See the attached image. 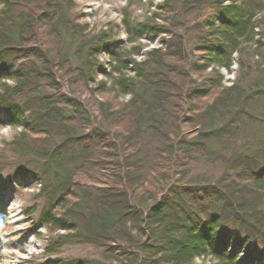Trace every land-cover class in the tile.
<instances>
[{
  "label": "trees",
  "instance_id": "16d2710c",
  "mask_svg": "<svg viewBox=\"0 0 264 264\" xmlns=\"http://www.w3.org/2000/svg\"><path fill=\"white\" fill-rule=\"evenodd\" d=\"M0 5V110L19 128L5 146L37 165L40 221L55 246L102 250L53 264H264V137L249 151L211 150L224 134L219 121L235 129L241 114L255 120L264 99V41H254L264 38V0H181L183 12L219 24L198 21L193 57L175 65L163 60H185L184 37L165 1L160 21L142 27L151 40L162 36L159 46L129 59L109 85H92L99 47L70 17L69 0ZM64 37L80 39L71 55ZM237 52L243 85L225 87L218 69L229 70ZM203 54H214L216 69L206 72Z\"/></svg>",
  "mask_w": 264,
  "mask_h": 264
},
{
  "label": "rangeland",
  "instance_id": "374dc122",
  "mask_svg": "<svg viewBox=\"0 0 264 264\" xmlns=\"http://www.w3.org/2000/svg\"><path fill=\"white\" fill-rule=\"evenodd\" d=\"M71 5L70 17L83 26V33L99 47L98 53L91 54V59L99 67L92 74V85L99 81H106L109 85L112 78L118 75V71L124 70V65L129 59L142 60L144 53L159 46L162 36L153 40L150 35H144L143 24L148 19L157 17L161 11L162 4L166 1L172 4L175 9V19L180 24L176 31L184 37L185 60H174L165 57V65L183 64L191 60L193 54L190 50L197 41L200 32L194 27L198 21H204L210 28L219 24L218 18L210 15H203L204 12L192 11L183 12L181 0H69ZM242 0H221L222 4ZM1 8V5H0ZM257 31V29L255 30ZM261 36H255L254 41ZM80 39L71 40L64 37V50L71 55L75 45ZM91 44V43H90ZM91 44V45H92ZM251 50L254 49L250 42ZM89 48V47H87ZM115 50L118 51L116 54ZM250 50V52H252ZM264 53V45L258 53ZM255 53H257L255 51ZM214 54H203L206 60V72L210 68L216 69L213 59ZM259 54L254 57L258 59ZM232 65L229 70L219 68L222 74V84L228 87L232 84H240L238 77L239 64L243 60L242 55L237 52L232 55ZM75 64V61H73ZM114 67L119 70L113 71ZM130 67V66H128ZM119 72V73H120ZM128 75H134L132 70L126 71ZM256 73V72H254ZM257 74V73H256ZM260 76V74L258 75ZM263 76V72L261 73ZM10 82V81H6ZM243 85V84H240ZM251 91H249V94ZM99 98V97H98ZM128 95H121L120 100L124 101ZM86 106L96 115L95 97L90 99L86 93L81 96ZM95 99V100H94ZM264 99L259 102L255 120H251L244 114L240 115L239 127L232 129L223 121L217 123V130H224L221 139L212 140L211 150L217 154L230 155L236 151H249L261 145L264 137ZM235 127V125H234ZM19 128L11 126L7 122L5 113L0 110V264H53L58 258L72 257H101V248L89 244L68 243L59 248L49 238L46 226L40 221V213L44 208V198L38 194L40 184L36 176L34 164L25 165V159L14 156L5 143L9 142ZM234 131L232 136L225 132ZM81 181H85L81 179ZM232 245L229 246V250ZM242 257V253L239 258ZM209 257L204 259L205 262ZM244 260V259H243ZM202 258H196L195 262H202ZM241 264H263L254 258L251 261H243Z\"/></svg>",
  "mask_w": 264,
  "mask_h": 264
}]
</instances>
